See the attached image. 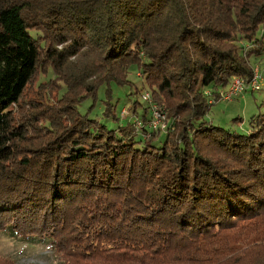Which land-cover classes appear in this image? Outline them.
I'll list each match as a JSON object with an SVG mask.
<instances>
[{"label": "trees", "instance_id": "trees-1", "mask_svg": "<svg viewBox=\"0 0 264 264\" xmlns=\"http://www.w3.org/2000/svg\"><path fill=\"white\" fill-rule=\"evenodd\" d=\"M263 56L264 0H0V233L77 264L208 253L264 213V113L245 134L204 120ZM132 73L166 130L148 106L99 119L140 94Z\"/></svg>", "mask_w": 264, "mask_h": 264}, {"label": "rangeland", "instance_id": "rangeland-1", "mask_svg": "<svg viewBox=\"0 0 264 264\" xmlns=\"http://www.w3.org/2000/svg\"><path fill=\"white\" fill-rule=\"evenodd\" d=\"M261 37L262 32L258 34V38ZM251 64L254 76L259 75L258 79L260 78V81L256 83L259 86V90L252 93L250 91L242 98L236 99L237 97H234L231 101L224 100L221 95L219 101L214 103L210 112L206 115L205 121L210 122L214 126L245 134L249 130V119L253 115L264 113V56L258 61L252 59ZM130 79L134 82L140 94L128 97L126 89H116V112L120 117V121L114 123L103 120L101 117L99 119L104 123H108L110 127L127 124L128 122L134 124L138 117L144 114L145 108L148 106L147 116L149 118L153 117L151 127H154V124L156 125L157 123L158 128H161L162 131L166 130L169 122V110L165 105L160 106L154 101L152 92L148 90L147 86L145 89L143 88L144 84H142V78L139 74L132 73ZM235 79H240V81L247 84L246 80L241 77H236ZM118 97L120 99H117ZM135 101L139 102L137 107L138 114L136 115L133 114ZM122 111L125 114L129 112L131 115L124 118L121 116ZM250 239L253 242L259 241L258 244H255L256 246L248 249L246 247ZM214 242L213 245L203 247L208 253L204 252V250H184L176 247L169 250L167 258L156 260L152 264H220L222 261H226L222 262V264H264V213L251 222H239L236 228L220 232ZM220 243H226L227 247L237 250L235 252L236 256L232 260L227 259L225 255L217 258L216 255L212 254L213 250L220 248ZM220 249L222 250L223 247ZM194 255H196L195 263L189 259L190 256L194 257ZM0 264H77V261L64 252L53 250L48 244L37 243L36 241L28 243L0 233ZM87 264L108 263L88 261Z\"/></svg>", "mask_w": 264, "mask_h": 264}, {"label": "built area", "instance_id": "built-area-1", "mask_svg": "<svg viewBox=\"0 0 264 264\" xmlns=\"http://www.w3.org/2000/svg\"><path fill=\"white\" fill-rule=\"evenodd\" d=\"M258 77L259 75L254 76L253 80L247 84L240 81V79H234L228 91L221 92L223 99L226 101H231L234 97H240L244 92H246L247 89H252L253 91L259 90V86L256 84L260 81V78L258 79ZM154 128H158L157 123L156 125L154 124Z\"/></svg>", "mask_w": 264, "mask_h": 264}]
</instances>
